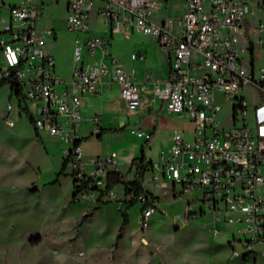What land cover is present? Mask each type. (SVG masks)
<instances>
[{"label":"built area","instance_id":"built-area-1","mask_svg":"<svg viewBox=\"0 0 264 264\" xmlns=\"http://www.w3.org/2000/svg\"><path fill=\"white\" fill-rule=\"evenodd\" d=\"M8 0H3L6 5ZM182 15L156 19L159 0H71L67 24L78 33L74 63L69 79L56 72L55 57L46 49V37L52 28L41 30L39 0H18L8 4L10 18L0 17V46L5 67L0 68V83L22 89L26 106L38 133L64 139L72 146L65 150L67 166L75 177L79 195L85 197L92 185L107 181L110 172L120 168L117 153L83 160L79 129L82 123L84 96L97 94L102 85H120L121 99L128 110H145L150 96L159 99L178 115H187L192 128L176 130L172 144L162 151L158 161L148 164L154 187L170 189L174 197L199 193L185 202L181 219L188 222L214 212V220L245 224L240 233L249 241L264 243V68L256 77L254 58L246 62L244 54L254 56L255 41L264 44V0H186ZM251 4L262 11L256 25L248 18ZM102 32L94 33L96 28ZM154 36L170 61L166 79L156 78L152 88L136 80L110 51L111 37L121 33L130 38L135 32ZM132 53V59L138 57ZM258 90L260 99L249 100L250 91ZM16 96V95H15ZM33 103L37 117L31 112ZM223 103H232L222 119ZM20 113L25 110L19 106ZM14 105L9 103L7 122ZM92 134L102 137V115L89 119ZM137 137L150 139L142 128H131ZM193 135L188 139L187 135ZM91 167L86 169L85 164ZM145 172V174H146ZM145 177V176H144ZM139 216L142 229L150 224L157 211V196L148 189ZM114 196L115 192L111 191ZM194 202L201 205L199 212ZM220 232L218 227L214 228Z\"/></svg>","mask_w":264,"mask_h":264},{"label":"rangeland","instance_id":"rangeland-1","mask_svg":"<svg viewBox=\"0 0 264 264\" xmlns=\"http://www.w3.org/2000/svg\"><path fill=\"white\" fill-rule=\"evenodd\" d=\"M2 1L0 17L9 19L8 4L18 0H8L6 5ZM39 1L45 5L41 8L43 14L37 26L41 30L57 29L59 39L53 46L57 66L69 78L73 41L77 34L69 29L66 21L69 0ZM183 2L170 0V11L181 12ZM262 14L257 5L251 4L248 18L253 25L259 22ZM252 38L255 41L254 56L248 51L244 60L249 62L254 58L256 77L259 78L260 69L264 68V44L256 42L253 35ZM134 51L146 55L145 61L130 62L139 76L146 69L155 77L166 75V58L153 36L138 33L131 38H116L115 53L128 59ZM3 67L5 61L0 55V68ZM10 87L9 82L0 84V264H264V243H254L248 240L250 235L241 234L239 231L245 224L225 220L216 223L214 212L206 208L200 215V206L205 205L196 202L193 206L199 215L188 222L181 219L186 200L194 195L199 197L198 192L174 197L170 189L154 187L151 172L147 171L144 187L154 190L158 202L149 226L142 229L138 219L144 208V195L126 193L125 182L107 188L117 175H121L123 181L135 177L134 158L143 155L147 141L131 133V127L148 131L154 122L158 124L148 155L155 162L167 149L175 130L192 128L187 115L163 111L159 115L142 117L139 111L125 107L118 88L106 92L107 98L90 101L86 117L91 110L98 109L103 113L105 125L110 124L108 119L111 117L121 126L122 132L110 129L115 131L113 139L102 142L90 134L89 142L83 148V160H89L97 153L117 151L122 166L110 172L107 181L100 186L92 185V191L82 197L74 185L72 169L63 168L65 150L71 144L45 132L39 135L30 115L19 113L18 98L10 97ZM250 94V101L254 97L260 99L257 89L251 90ZM9 103L14 105L11 113L14 125L7 122ZM223 104L225 108L219 113V119L232 108V103ZM30 108L37 117L31 102ZM88 130L87 126L81 132ZM187 138L192 139L193 135H187ZM87 162L86 169L91 167ZM33 185L38 188L32 189ZM111 191L115 192L114 196ZM215 227L220 232L216 233Z\"/></svg>","mask_w":264,"mask_h":264},{"label":"crops","instance_id":"crops-1","mask_svg":"<svg viewBox=\"0 0 264 264\" xmlns=\"http://www.w3.org/2000/svg\"><path fill=\"white\" fill-rule=\"evenodd\" d=\"M71 0H69L68 1V4H67V6H66V19H67V15H68V5H69V2H70ZM160 2H161V7L159 8V10H158V12H157V14H156V19L157 20H162L163 19V17L165 16V15H173V16H179V15H182L183 13H184V11H185V3H186V0H184V2H183V4H182V6H180L181 7V12H179V13H173L172 12V10L170 11V7L172 8V5H171V3H170V0H159ZM40 2V1H39ZM45 5V3H43V2H40V6L43 8V6ZM42 14H43V12H42ZM42 18V16L40 17V19ZM40 19L38 20V22H37V25H38V23H39V21H40ZM67 21V20H66ZM3 25H2V23L0 22V27H2ZM38 27V26H37ZM54 31H55V33L52 35V36H48V37H46V49H47V51L48 52H50L54 57H55V61H56V72H57V74H59L61 77H63V78H65V79H69L70 78V76H71V73H72V67H73V63H74V46H75V39L77 38V36H78V33L76 34V37H74V41H73V47H72V64H71V73L69 74L70 76H69V78H66V76H64L60 71H59V69H58V66H57V57H56V54H55V51H54V44L55 43H57L58 42V39H59V33H58V31H57V29H55V28H52ZM102 32V28H96V30L94 31V33H97V34H99V33H101ZM138 33H141V32H138V31H135L133 34H132V36L131 37H133L134 35H136V34H138ZM141 34H143V33H141ZM150 36V35H149ZM117 37H121V38H126V37H124L121 33H116V34H114L112 37H111V41H110V44H109V48H110V51H111V53L113 54V55H115V56H117L121 61H123L124 63H125V65H126V68L130 71L132 68H134L135 69V77H136V80L138 81V82H140V83H142V82H144V81H146V74L149 72V71H151V70H148V69H146L145 70V72L143 73V75L142 76H139L138 75V73H137V69L132 65L131 66V64H130V62L131 61H135V60H138V59H140V60H146V55H145V53H143V52H132V53H138L139 55H138V57L135 59V60H133L132 59V53L129 55V57H128V59H124L122 56H120V55H118L117 53H115L114 52V42H115V40H116V38ZM130 37V38H131ZM154 37V36H153ZM155 38V37H154ZM155 40H156V44H157V46H158V48H159V50L164 54V56H165V58H166V63H167V73H166V75H164L163 77H155L154 75H153V73H152V71H151V74H152V78H151V81H148L147 82V86H148V88H152V86H153V82L152 81H154L156 78H160V79H166V78H168V76H169V72H170V61H169V59H168V57L166 56V54L162 51V49H161V47H160V45H159V43H158V41H157V39L155 38ZM0 55L2 56V58L4 59V56H3V51H2V48H1V46H0ZM114 88H118V90H119V97H120V99H121V95H120V85L119 84H117V83H114L112 86H107L106 84H103L102 85V89H101V91L99 92V93H97V94H93V93H89V94H86L85 96H84V99H85V104H84V107H83V109H82V117H83V119H82V123H81V126H80V129H79V135H80V143H81V146H82V149L84 148V146L89 142V136H90V134H92V124L90 123V121H89V119L93 116V115H95V114H101L102 115V125H103V127H104V129H105V133L103 134V136L100 138V137H97L96 136V138L100 141V142H102V141H109V140H111V139H113V137H114V135H115V131H111L110 129H115V130H118L119 132H122V128H121V126H119V125H116V121H115V119H113L112 120V118L111 117H109V119H108V122L110 123L109 125H105L104 124V117H103V113L101 112V111H99L98 109H93V110H91V112H90V115H89V117H86V112H87V110L90 108V101H92L93 99H96V98H101V99H104V98H107L106 96H104V94L106 93V92H110V91H112ZM10 97H11V95H10ZM150 102H149V104H150V106L148 105V106H146V109L145 110H139V112L141 113V116L142 117H146L147 115H150V114H153L154 116L155 115H159L160 113H162L163 111H168V112H171V111H169L167 108H166V106H164V104L162 103V101L161 100H159V99H157V100H153V99H151V96H150ZM121 101H123L122 99H121ZM124 102V101H123ZM124 105H125V107H126V104H125V102H124ZM103 108H104V106H102ZM127 108V107H126ZM19 113H20V111H19ZM171 113H173V112H171ZM178 115V114H177ZM178 116H183V115H178ZM112 123V124H111ZM192 123V122H191ZM111 125V126H110ZM89 127V130L86 132V133H82L81 132V129H83V128H85V127ZM131 128H134V127H131ZM130 128V129H131ZM143 129V128H142ZM157 129H158V124H156L155 122H154V124L152 125V126H150L149 127V130L148 131H146L145 129V131L146 132H148V133H150L151 134V138L150 139H145L146 141H147V144L146 145H144L143 146V151H144V155H145V158H146V161H148V162H152V159L148 156L149 155V151L152 149L151 148V146H152V144L154 143V140H155V138H156V132H157ZM188 128H183V129H178V130H187ZM36 130V129H35ZM176 131V130H175ZM38 133V132H37ZM39 135H40V133H38ZM174 134V133H173ZM173 134H172V136H171V138H170V143H169V145H168V147H167V149H165L164 151H167L168 149H169V147H170V145L172 144V137H173ZM58 138V137H57ZM71 144V143H70ZM71 146H72V144H71ZM70 146V147H71ZM69 147V148H70ZM114 152H116L117 153V158H118V152L117 151H114ZM108 154V153H107ZM95 156H98V155H106L105 153H97V154H94ZM94 157V156H93ZM135 158H137V157H135ZM134 158V159H135ZM87 161V160H86ZM118 161H119V158H118ZM120 162V161H119ZM122 166V163L120 162V167ZM156 196H157V198H158V195L156 194Z\"/></svg>","mask_w":264,"mask_h":264},{"label":"trees","instance_id":"trees-1","mask_svg":"<svg viewBox=\"0 0 264 264\" xmlns=\"http://www.w3.org/2000/svg\"><path fill=\"white\" fill-rule=\"evenodd\" d=\"M2 84V83H0ZM12 90L13 93L16 95V97L18 98V104L21 107V109H24L26 113H28L30 115V118L32 120V115L28 109V107L26 106V100L24 98L22 89L19 86H12ZM134 162H136V173H135V177L132 180L129 181H123L122 176L121 175H117V178L115 179V181L109 185H107V188H110L111 186H113V184L116 183H120V182H125L126 184V193H134L136 195H140L143 194L146 197H149L150 192L145 189L144 187V176H145V172L146 170H148V164L150 162L146 161L144 152L143 155L141 157H137L134 159ZM67 166V158H64L63 161V168H65ZM74 175V174H73ZM75 181H74V185L77 187V182L81 181L83 179H79L77 177H74ZM110 179V177H109ZM76 193L74 194L75 197ZM127 218V217H126ZM37 240V239H36Z\"/></svg>","mask_w":264,"mask_h":264},{"label":"water","instance_id":"water-1","mask_svg":"<svg viewBox=\"0 0 264 264\" xmlns=\"http://www.w3.org/2000/svg\"><path fill=\"white\" fill-rule=\"evenodd\" d=\"M37 188H38L37 185H33V186H32V189H34V190L37 189Z\"/></svg>","mask_w":264,"mask_h":264}]
</instances>
